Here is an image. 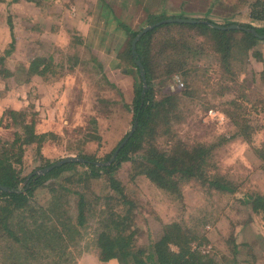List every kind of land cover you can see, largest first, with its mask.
Returning <instances> with one entry per match:
<instances>
[{"label": "rangeland", "instance_id": "rangeland-1", "mask_svg": "<svg viewBox=\"0 0 264 264\" xmlns=\"http://www.w3.org/2000/svg\"><path fill=\"white\" fill-rule=\"evenodd\" d=\"M9 1L0 0V17L8 18L15 27L16 50L5 64L14 77L0 80V92L11 90V100L27 105L19 111H25L29 120L37 119L39 133L57 135L48 140L41 154L36 147L27 149L22 166L25 177L42 169L41 155L51 162L78 158L80 154L104 159L123 144L134 128L137 79L136 70L127 68L120 60L129 43L127 29L142 31L153 25L150 21L156 16L161 18L159 22L207 17L200 13L207 8L204 0H181L180 10H166V1L159 9L153 4L140 6L141 0H56L42 7L31 3L11 5L10 10ZM207 1L214 4L213 11H219V16L229 17L227 21L256 28L264 26V22L251 19V6L256 0H221L218 4L215 0ZM147 5H151L148 14L143 8ZM219 16L213 14L211 19L224 24L226 20ZM51 29L56 34L54 47L50 45L54 43L49 39ZM2 33L0 30V39H4ZM43 33L49 42L38 48L34 43L41 41ZM260 40L256 50L264 56V39ZM2 45L0 40V56L6 49ZM38 56L53 59L52 75L48 77L50 72L28 84L20 83L24 78L21 67H28ZM190 63L201 70V76L204 74L194 97L184 96L187 82L182 75L155 82L156 101L169 95L178 98L170 135L158 137L157 147L168 151L174 139L188 149L203 147L208 150L207 165L200 178L184 182L179 192H169L139 173L135 164L142 162V153L136 154L134 161L122 164L115 178L136 205L133 211L137 246L143 248L158 241L164 234V226L176 223L197 237L192 243L194 249L214 255L221 264L225 258L228 259L225 262L232 264L234 246L246 244L248 247H242L234 259L240 264H264V219L253 212L248 200L249 195H264V163L258 156V151L264 148V58L263 61L251 58L244 66L236 67L239 74L235 79L225 73L208 47ZM239 105L245 106L244 111H239ZM243 125L248 127L250 139L242 134ZM2 128L4 140L12 141L10 130ZM215 180L230 183L237 188L236 192L211 191L209 184ZM88 193L92 198L105 196L108 191L94 184ZM111 196L121 197L118 193ZM35 199L45 203L49 195L46 190H39ZM117 203L111 204L115 207ZM100 204L98 211L105 209L106 203ZM96 225L76 248V264H120L118 260L99 261L93 239ZM172 249L178 251L175 246Z\"/></svg>", "mask_w": 264, "mask_h": 264}, {"label": "trees", "instance_id": "trees-1", "mask_svg": "<svg viewBox=\"0 0 264 264\" xmlns=\"http://www.w3.org/2000/svg\"><path fill=\"white\" fill-rule=\"evenodd\" d=\"M19 1L21 0H13L15 3ZM22 1L42 7L46 4L52 5L56 0ZM215 1L218 4L221 0ZM204 2L207 8L202 9L203 12L200 13L207 15L206 18L183 17L186 20L203 22L163 24L143 35L137 42L136 55L146 71V91L132 52L133 40L140 31L127 30L129 43L120 55V60L127 68H134L137 74L133 100L135 129L133 133L128 134V140L124 139L121 148L116 147L112 154L104 159H98L95 155L80 154L77 157L82 159V162L65 164L44 176L31 174L25 177L22 166L27 149L36 147L37 153L41 154L48 140L57 138V135L39 133L37 119L29 120L30 117L25 111L10 110L4 114L1 124L7 121L5 126L12 133V141L4 140L0 135V188L7 189H0L2 264H76V248L91 228H94L95 222L97 225L93 239L101 263L118 260L120 264H221L213 258L214 255L204 254L198 248L194 249L192 243L197 237L191 236V233L176 223L165 225L164 234L158 241L139 248L136 241L137 231L134 229L136 205L125 194L120 181L115 178L123 163L134 161V156L141 153L142 162L135 164L137 170L163 190L179 192L184 182L200 178L207 165V149H188L175 139L170 141L169 145L172 146L168 151L157 147L158 137L162 134L170 135V121L176 113L175 103L178 98L169 95L156 101L155 82L168 81L176 75H182L187 82L184 96L194 97L200 90V78L204 74L201 76V70L190 62L206 50V47L213 51L223 65L225 73L232 79L238 77L236 67L244 66L251 58L263 61V53L256 50L261 42L260 38L247 30H254L264 36V26L256 28L250 24L227 21L230 20L229 17L219 16V11H213L212 2ZM209 3L212 6L209 7ZM251 10V19L263 23V0H256ZM213 14L224 18L225 23L220 25L211 19ZM157 17L150 21V24L161 21V18ZM9 25L12 42L6 46L5 54L0 56V80L14 76V73L5 67L6 59L16 50L17 42L15 27L12 22H9ZM212 25H239L241 28L221 30ZM36 42L34 45L37 47L40 42ZM52 66V59L38 56L28 67H21L20 72L24 78L19 82L28 84L37 76H45L51 72ZM169 106L172 107L168 108ZM259 106L263 108L261 104ZM243 107L245 106L239 105V111H244ZM247 129L244 125L241 127L242 134L250 139ZM115 153L117 154L113 159ZM258 156L264 163V148L258 151ZM57 162H51L41 155L40 168H47ZM107 163L110 164L105 165ZM24 183L26 184L22 187ZM94 184L104 186L108 191L107 195L91 198L88 191ZM209 185L211 191L235 193L237 189L224 180L211 181ZM39 190H46L49 195V200L45 203L35 199ZM111 192L121 195L120 199L111 196ZM248 200L253 212L263 215L264 219V195H249ZM113 201H117L118 205L113 207ZM101 202L106 203L105 209L98 211ZM173 246L178 248L177 252L172 249ZM242 247L246 248L248 244L234 246L235 257L232 264L241 263L236 260V255ZM225 260L222 264H228L229 261Z\"/></svg>", "mask_w": 264, "mask_h": 264}, {"label": "crops", "instance_id": "crops-1", "mask_svg": "<svg viewBox=\"0 0 264 264\" xmlns=\"http://www.w3.org/2000/svg\"><path fill=\"white\" fill-rule=\"evenodd\" d=\"M165 1H166V3H165ZM180 1V3H176L175 2V0H141V2H140V6L142 5V3H144L145 5L146 4H153V5H155L156 6V8L161 4V6H164V3H165V9L166 10H168V9H175V8H178L179 10L182 8V2H181V0H179ZM8 2V1H7ZM24 3H26V4H28L29 5V3L28 2H26V1H19V2H13V0H10L9 1V4H10V10L12 9V6L13 7H16L17 5H21V4H24ZM12 5V6H11ZM151 5L150 6H148L147 5V7H144L143 6V8H144V11H145V13L146 14H148L147 12L150 10V8H151ZM157 9H159V8H157ZM44 17H48V16H45V14H44ZM49 17H50V14H49ZM1 18L2 17H0V30H2L3 31V37H4V39H0L2 42H3V47H5L6 48V46H8L9 44H11V42H12V36H11V29H10V25H9V22H11L10 20H8V18H7V20L5 19V20H1ZM50 18H48V20H49ZM120 29V28H119ZM31 30H34V29H31ZM31 30H29V31H31ZM35 30L36 31H38L39 30V26H36L35 27ZM34 30V31H35ZM127 30H131V29H127ZM42 31H43V29H40V33H42ZM127 32V31H126ZM14 35H15V37H16V32H15V28H14ZM46 33H47V31H46ZM40 35V34H39ZM42 35V38H41V41L39 40V42H40V44H37V47L38 48H42V46L44 47V44L46 43V42H49V39L51 38V39H53L55 36H56V34H55V31L53 30V29H51L50 30V33H49V39H48V37H46V39H45V36H44V33L43 34H41ZM128 35V34H127ZM16 40H17V37H16ZM38 40V39H37ZM53 41H54V43L52 44H50L51 45V47L53 46H56L55 44H56V41L53 39ZM27 42V41H26ZM43 43V44H42ZM2 44V43H1ZM44 58H46V57H44ZM98 58V57H97ZM48 59H52L51 57H48ZM53 60V59H52ZM98 61H100V59L98 58ZM101 62V61H100ZM53 65H54V63H53ZM52 73H53V69H51V73L48 75V77L49 76H51L52 75ZM46 76V75H45ZM45 76H37V78H39V77H45ZM12 77H14V76H12ZM6 80V79H5ZM11 90H9V91H1L0 92V135L1 136H3V134H2V132H1V129H2V131H3V126H4V129H7L6 128V123H4V124H1V119L4 117V114L5 113H7V111H10V110H15V111H19V110H23L24 109V106H25V108H26V106L27 105H23V102L22 101H20V102H17V101H15L14 99H12L11 100V98H10V94H11ZM14 93H15V91H13ZM21 92H24L23 90H21ZM24 94H27L28 95V92H24ZM24 104H25V102H24Z\"/></svg>", "mask_w": 264, "mask_h": 264}, {"label": "water", "instance_id": "water-1", "mask_svg": "<svg viewBox=\"0 0 264 264\" xmlns=\"http://www.w3.org/2000/svg\"><path fill=\"white\" fill-rule=\"evenodd\" d=\"M196 22H203V21H196V20H186V19H170V20H165V21H162V22H159V23H156V24H153V25H150V26H147L146 28H144L142 31L139 32V34L135 37V39L133 40V43H132V52H133V55L135 56V63L136 65L138 66L139 68V71H140V76L143 80V85H144V91H146L147 89V80H146V71H145V68L141 62L140 59L137 58V55H136V45H137V42L140 40V38L145 35L146 33H148L149 31L153 30L154 28H157L163 24H171V23H196ZM213 27H216V28H220L221 30H229V29H240L241 27L239 25H232L231 27H218V26H215V25H212ZM247 30V29H245ZM249 32H252L254 35H256L257 37H259L260 39H264V36H261L259 34H257L254 30H247ZM134 129L133 128L131 130V133L134 132ZM129 138V137H128ZM127 138V140H128ZM126 142V141H125ZM124 145V143L121 145V147ZM120 147V148H121ZM119 148V149H120ZM118 152V151H117ZM117 153L114 154L113 156V159L114 157L116 156ZM112 159V161H113ZM83 160L80 159V158H74V157H69V158H65V159H62L60 161H58L57 163L47 167V168H44V169H41L39 171H35L33 173V175H36L37 177H40V176H44L46 174H48L49 172H51L52 170L56 169V168H59V167H62L63 165L65 164H69V163H73V162H82ZM111 163V162H110ZM110 163H107L105 165H109ZM26 183H24L22 185V187H24ZM0 189H4V190H7L6 188H0ZM15 192V191H13Z\"/></svg>", "mask_w": 264, "mask_h": 264}]
</instances>
